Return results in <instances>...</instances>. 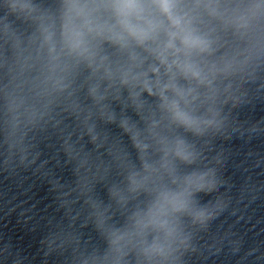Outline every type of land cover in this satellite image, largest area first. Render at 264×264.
<instances>
[{
  "label": "clouds",
  "instance_id": "1",
  "mask_svg": "<svg viewBox=\"0 0 264 264\" xmlns=\"http://www.w3.org/2000/svg\"><path fill=\"white\" fill-rule=\"evenodd\" d=\"M115 10L116 26L122 31L116 35V39L123 41L125 39L124 33L127 36L134 38L138 43H143L149 36V32L153 31L160 25L154 21H145V12L149 9H156L162 16L167 17L174 27L179 28L182 21L179 18L174 17L173 12L176 8V0H113L111 5ZM147 23V28L143 27L141 22ZM92 22L85 16L83 24L80 26L81 30L76 31V43L74 47H79L84 40L85 32H92ZM112 31V28L108 29ZM181 41L185 47L192 48L201 45V41L191 31L182 29ZM173 36L176 34L173 33ZM171 47V44H169ZM172 107L176 110L177 118L184 122H187V117L184 116L178 109L175 102L172 103Z\"/></svg>",
  "mask_w": 264,
  "mask_h": 264
}]
</instances>
